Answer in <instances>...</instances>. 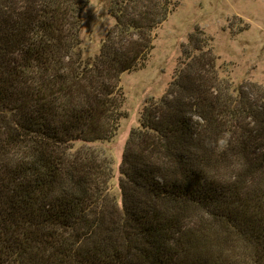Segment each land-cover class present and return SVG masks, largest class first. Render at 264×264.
<instances>
[{
	"label": "trees",
	"instance_id": "1",
	"mask_svg": "<svg viewBox=\"0 0 264 264\" xmlns=\"http://www.w3.org/2000/svg\"><path fill=\"white\" fill-rule=\"evenodd\" d=\"M90 0H0V264H264V84L219 74L196 30L145 103L112 187L91 148L124 118L172 0H111L84 59ZM224 141V143H221Z\"/></svg>",
	"mask_w": 264,
	"mask_h": 264
},
{
	"label": "rangeland",
	"instance_id": "2",
	"mask_svg": "<svg viewBox=\"0 0 264 264\" xmlns=\"http://www.w3.org/2000/svg\"><path fill=\"white\" fill-rule=\"evenodd\" d=\"M111 0H90L82 12L80 33L84 59L99 54L101 44L114 22L108 14ZM173 10L154 32L153 50L144 68L120 78L124 94L116 136L107 143L76 144L75 150L91 148L111 161L112 187L118 190L119 166L125 142L138 126L140 113L149 100L157 101L173 80L181 59V47L199 30L210 39L219 74L236 87L264 84V0H172Z\"/></svg>",
	"mask_w": 264,
	"mask_h": 264
},
{
	"label": "clouds",
	"instance_id": "3",
	"mask_svg": "<svg viewBox=\"0 0 264 264\" xmlns=\"http://www.w3.org/2000/svg\"><path fill=\"white\" fill-rule=\"evenodd\" d=\"M221 143H224V141H221Z\"/></svg>",
	"mask_w": 264,
	"mask_h": 264
}]
</instances>
